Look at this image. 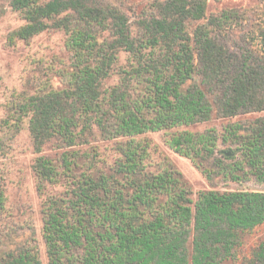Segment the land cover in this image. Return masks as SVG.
Segmentation results:
<instances>
[{
    "label": "trees",
    "instance_id": "1",
    "mask_svg": "<svg viewBox=\"0 0 264 264\" xmlns=\"http://www.w3.org/2000/svg\"><path fill=\"white\" fill-rule=\"evenodd\" d=\"M11 6L26 21L11 41H28L54 21L70 37L73 31L77 46L72 86L37 92L15 108L17 128L29 119L40 186L67 179L66 194L44 207L50 264H225L241 235L264 225V191L213 189L194 202L180 171L168 164L150 170L142 135L178 129L167 145L210 184L252 178L264 184V117L247 126L229 123L219 132L179 129L214 114L264 112V26L257 32L260 52L237 55L221 38L233 16L229 10L189 28L191 17L204 12L200 0L159 3V14L141 22L138 38L127 14L113 4L12 0ZM120 48L139 64L122 83L105 88ZM143 74L148 85L132 97L131 76ZM102 141L118 155L112 174L79 171L76 150L60 162L42 155L49 143L75 148ZM6 152L0 138V157ZM7 201L0 181V216ZM14 230L0 231V264H43L34 241L17 243ZM241 264H264V240Z\"/></svg>",
    "mask_w": 264,
    "mask_h": 264
},
{
    "label": "rangeland",
    "instance_id": "2",
    "mask_svg": "<svg viewBox=\"0 0 264 264\" xmlns=\"http://www.w3.org/2000/svg\"><path fill=\"white\" fill-rule=\"evenodd\" d=\"M42 2L48 0H41ZM89 4H113L122 9L130 20L132 34L135 38L142 35L143 20H149L159 14L158 4L166 0H85ZM204 4V12H196L189 21V28L203 24L210 17L221 15L229 10L233 14L225 29L222 41L230 50L242 55L245 52L255 56L260 52L257 39L259 28L264 26V0H200ZM12 0H0V138L7 145V152L0 157V181L5 187L8 197L7 210L0 216V231L14 227L17 243L33 240L36 244L43 264H50V257L44 237V207L49 200L66 194V178L62 177L57 184H41L34 169L38 157L33 148V140L29 131V119L26 118L19 128L14 124L17 119L15 108L19 102L37 92H49L54 89H67L75 79L74 53L77 50L75 41L56 24L46 31L35 35L28 41L10 40L12 33L23 26L26 21L22 14L11 6ZM66 14H63L65 16ZM74 27V25L72 26ZM109 38L108 32L102 33ZM110 76L105 80V88L114 87L124 79L126 71H131L139 64L138 57L120 48ZM92 64H95L92 62ZM130 76V75H129ZM132 78V97L142 95L148 83L145 74ZM214 102L216 95L210 92ZM264 117V112L221 118L214 114L203 123L189 127L193 132H219L229 123H241L244 126ZM178 129L162 128L142 135L148 144L149 168L157 170L163 165H171L183 175L188 182L189 194L194 202L200 195L209 190L221 191H264V184L252 178L244 183L216 180L210 184L203 174L186 157L174 152L166 143L171 134ZM220 147H223L220 145ZM110 142H93L89 146L75 148H57L55 143L45 146L42 155L59 161L62 155L74 150L78 170L93 168L99 172L113 173V162L117 154ZM92 170V171H93ZM40 186V187H39ZM264 240V225L244 233L234 249V256L225 260V264H241L245 256H249L254 248ZM191 245V244H190ZM224 263V262H223Z\"/></svg>",
    "mask_w": 264,
    "mask_h": 264
}]
</instances>
